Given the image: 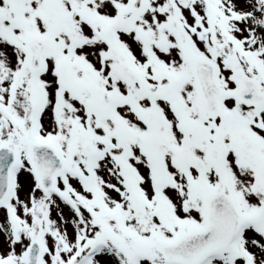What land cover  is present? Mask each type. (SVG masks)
<instances>
[{"label": "snow or ice", "instance_id": "1", "mask_svg": "<svg viewBox=\"0 0 264 264\" xmlns=\"http://www.w3.org/2000/svg\"><path fill=\"white\" fill-rule=\"evenodd\" d=\"M0 264H264V0H0Z\"/></svg>", "mask_w": 264, "mask_h": 264}]
</instances>
